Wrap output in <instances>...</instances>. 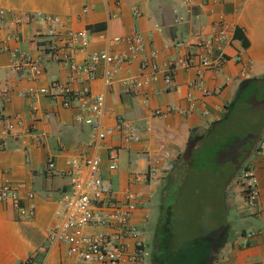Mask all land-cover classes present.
Segmentation results:
<instances>
[{"label": "crops", "instance_id": "0c3cea01", "mask_svg": "<svg viewBox=\"0 0 264 264\" xmlns=\"http://www.w3.org/2000/svg\"><path fill=\"white\" fill-rule=\"evenodd\" d=\"M87 6L84 11L82 0H0V10H4L0 18V130L6 119L16 114L24 120L19 135L0 139V185L6 178L21 184L22 203L36 208L33 219L22 220L13 205L0 200V264H20L30 256L36 264H83L68 254L66 245L50 243L49 230L58 220L59 199L70 183L67 175L49 176L44 167L52 158L64 169L73 157L94 152L102 156V174L119 194L131 186L146 198L152 195L134 216V222L147 230V242L149 231L156 228L155 222L151 226V216L155 221L158 210L170 207L174 225L181 221L189 227L179 229L181 236L194 238L199 234L211 243L206 264H264V128L250 150L241 148L235 155L214 153L207 159L204 152L208 150H204L209 146L202 141L203 132L223 118L241 82L264 75V0H87ZM35 14L59 15L66 26L89 31L91 40L87 52L78 54L79 62L91 51L127 52L125 43H112L115 36L138 32L144 37L145 50L121 66L111 87L101 79L102 68L91 82L93 94L105 95L106 126L113 127L116 117L123 116L138 129L140 139L120 150L116 171L109 170L108 155L111 146L122 145L119 134L98 148L90 146L91 127L74 120L82 101L67 106L61 97L43 95L32 100L20 94L30 86H47L54 79L66 81L69 75L49 50L46 23L29 19ZM218 20L227 21L232 30L224 47L227 60L210 69L180 68L172 86L166 88L165 65L188 52L185 46L177 48L176 42L211 39ZM12 50L40 60L43 76L31 81L26 74L12 72ZM217 57L215 50L213 58ZM143 61H156L162 69L141 91L132 92L124 80L154 73L150 67H141ZM244 68L246 75L242 76ZM195 79L202 80V89L189 86ZM32 123L36 127L27 133ZM194 131L199 136L192 139ZM245 163L256 169L262 205L259 212L245 207L238 182L240 166ZM151 164L156 175L145 181ZM203 188L205 197L200 200L204 203L195 204ZM29 191L34 193L32 198L27 196ZM169 197L171 204L166 203ZM189 214L193 217L186 216ZM189 219H197L204 228L191 234L196 230ZM253 230L262 232L249 235Z\"/></svg>", "mask_w": 264, "mask_h": 264}, {"label": "built area", "instance_id": "2783aa9c", "mask_svg": "<svg viewBox=\"0 0 264 264\" xmlns=\"http://www.w3.org/2000/svg\"><path fill=\"white\" fill-rule=\"evenodd\" d=\"M82 1L84 11H87V0ZM3 16L4 10H0V18ZM29 19H43L46 23L47 35L50 37L49 50L67 68L69 75L66 81L54 79L47 86H30L20 94L32 100L43 95L51 98L61 97L67 106L82 101L74 120L77 124H87L91 127L90 146L98 148L107 138L115 133L119 134L122 145L111 146L108 155L109 170L116 171L120 165V150L140 139L138 129L123 116L116 117L113 127L106 126L105 95L93 94L91 82L98 77V69L102 68L101 79L106 87H111L121 66L136 60L145 50L144 37L138 32L126 37L115 36L112 43H125L127 52L110 49L91 51L86 54L83 62H79L78 54L87 52L91 40L88 30H75L66 26L59 15L35 14L30 15ZM22 21V18L18 20L19 23ZM231 31L227 21L218 20L214 22V34L211 39H201L195 43L176 42L177 48L185 46L188 52L165 65L163 80L166 88L172 86L180 68L201 66L203 69H210L222 66L227 60L224 47L230 42ZM215 50H218L216 59L213 58ZM11 55L12 72L26 74L31 81H37L43 76L44 67L40 60L19 50H12ZM141 67H150L154 73L152 76L124 80L123 83L132 92L141 91L156 79L155 74L162 69L156 61H143ZM245 70L246 68L242 71V76L246 75ZM189 86L202 89L203 83L201 79H195L189 82ZM156 113L163 114L160 110ZM45 115L49 117V113ZM22 126L24 120L19 114L7 118L5 126L0 130V139L19 135L18 128ZM35 127V123H32L26 132H33ZM102 163L103 158L98 152L73 157L64 169L59 168L52 158L46 162L44 171L47 175H67L70 183V189L59 199V207L55 212L58 220L49 230L50 243L66 245L68 254L76 256L83 264H149L146 241L148 232L134 222V216L137 209L149 201L152 195L149 194L150 197L146 198L131 186L123 194H119L112 182L103 176ZM156 170L155 165L151 164L145 173V181L153 179ZM238 182L242 188L246 209L252 213L261 211L260 187L255 167L247 165L239 174ZM21 189V184L6 178L0 185V200L13 205L20 219L31 220L36 216V208L31 203H22ZM27 196L32 198L34 193L29 191ZM260 232L262 231L253 230L249 235ZM20 264L36 262L34 257L30 256Z\"/></svg>", "mask_w": 264, "mask_h": 264}, {"label": "trees", "instance_id": "16d2710c", "mask_svg": "<svg viewBox=\"0 0 264 264\" xmlns=\"http://www.w3.org/2000/svg\"><path fill=\"white\" fill-rule=\"evenodd\" d=\"M263 128L264 75L243 80L223 118L203 132L202 141L209 146L204 155H235L241 148L248 151ZM198 136L196 131L192 133V139ZM171 214L170 207L163 210L157 230L158 248L150 255L151 264H206L212 253L211 243L199 235L194 238L182 235L179 240Z\"/></svg>", "mask_w": 264, "mask_h": 264}, {"label": "rangeland", "instance_id": "374dc122", "mask_svg": "<svg viewBox=\"0 0 264 264\" xmlns=\"http://www.w3.org/2000/svg\"><path fill=\"white\" fill-rule=\"evenodd\" d=\"M208 156L209 155H207L206 157H207V159H208ZM210 165H211V163H209ZM246 165H247V163H245V164H243L242 166H240V169H239V172L241 173L242 172V170L246 167ZM204 188H203V190H201V192H199L200 194L198 195V196H196V202H195V204L196 203H198L199 205L200 204H203L204 203V201H201L200 199L202 198V197H205V196H203L202 194L204 193ZM170 199L169 200H167V204H171L170 203V200H171V197H169ZM182 199H184V197H182ZM158 203H161L160 201L158 202ZM197 204V205H198ZM181 210H183V205H184V200L183 201H181ZM204 210H206V209H204ZM162 213H163V210H158V213H157V215L158 216H156V218H155V221H154V216H151V219H150V222H151V226H152V228L154 227V222H155V225H156V228H154L153 229V232H151V230L149 231V238H148V242H147V249H148V252H149V259H150V255L153 253V252H155V251H157V248H158V242H157V234H156V232H157V230H158V228H159V226H160V224H161V216H162ZM178 214V213H177ZM182 214V213H181ZM186 216H189V217H193V215H191V214H189V215H186ZM153 219V220H152ZM180 220V219H179ZM178 221V220H177ZM189 222H193V225L191 226L192 228H194V229H192V230H196V228L197 229H203L204 228V225H202V224H199V222H198V220L196 219H194V220H191V219H189L188 220ZM180 222L181 221H178V225L180 224ZM186 224H187V222H186ZM186 224H180V226H178V225H174V220H173V226H175L174 227V230H176V233H177V238L180 240V238L179 237H181V233L179 232V229H182V230H184L185 228H186V230L189 228ZM198 231L196 230V232H192L191 234H195V233H197ZM180 233V234H179ZM197 235H199V234H197ZM188 237H191L190 235H188ZM150 264H151V260H150Z\"/></svg>", "mask_w": 264, "mask_h": 264}, {"label": "flooded vegetation", "instance_id": "af4514ba", "mask_svg": "<svg viewBox=\"0 0 264 264\" xmlns=\"http://www.w3.org/2000/svg\"><path fill=\"white\" fill-rule=\"evenodd\" d=\"M152 259H154L153 256H152Z\"/></svg>", "mask_w": 264, "mask_h": 264}]
</instances>
